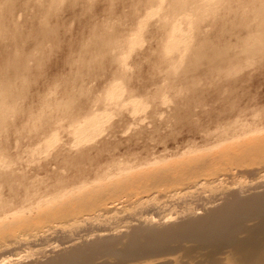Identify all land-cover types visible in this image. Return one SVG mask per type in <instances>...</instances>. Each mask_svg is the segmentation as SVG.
<instances>
[{
	"label": "bare ground",
	"instance_id": "6f19581e",
	"mask_svg": "<svg viewBox=\"0 0 264 264\" xmlns=\"http://www.w3.org/2000/svg\"><path fill=\"white\" fill-rule=\"evenodd\" d=\"M65 1L67 0H0V59L5 60L0 63V133L2 128L9 129L19 112L24 116L30 113V118L36 114L25 106L18 107L19 102L17 104L16 101L18 98L27 100L31 93V83L28 81V74L33 71L31 61L32 64L35 61L38 65L41 64L44 61L46 42L58 40L61 36V27L64 25L57 18L60 6ZM80 1L89 2H68L69 12L75 16V7ZM142 1H146L145 9L153 8L146 13L147 21L136 22L137 30L133 27L128 30H112L114 24L109 23V15L101 22L100 18V23H93L94 20L91 19L89 27L92 29L86 39L87 43L76 49L79 55L78 69L71 71L65 78V89H68L64 91V96L69 99L56 98L51 101L42 93L38 95L42 109L36 115V122L33 121L36 126L34 130L39 133L42 127L51 124L41 131L44 135L40 138L45 140L47 147L61 141L58 130L65 126L62 125L64 118L70 119L68 125L70 129L73 128L72 133L75 135L72 140L74 144H70L74 146L81 142L87 144L89 140L93 141L105 132V122L95 118L98 112L85 108L91 98L85 103L81 100L78 105L77 102L70 106L71 102L79 98V95L80 98L90 95L85 86V79L88 77L84 75H94L96 71L104 73L107 68L113 79L127 76V72L123 71L128 70L129 66L125 57V46L129 47L131 42L132 48L133 43H136V35L144 28L145 23L153 18L151 11L154 7H158L161 14L154 23L152 37L161 40L164 36L161 49L164 64L169 59V40L182 31L180 23H188L196 29L206 19H211L214 23L218 18H222L225 11L222 9L231 12V9H234L231 6L233 0H168V3L166 0H137L135 9ZM239 1L244 14L247 15L240 16V21L237 22L252 30L248 36L242 38V50L248 57H254L256 52L264 50V0H249L248 3ZM18 10L20 14L15 16ZM134 12L133 17L140 19L142 13L138 16V13ZM24 13H32V19L29 20L27 16L20 22L18 19L25 15ZM51 17H56L57 21L52 23ZM162 30L166 31V36L160 32ZM200 32L203 31L199 30ZM199 33L196 35L199 39L197 45L187 42L188 49L184 46L186 52L191 50V55L185 63L180 62V74L198 69L206 59L218 70H223V63L230 54H227L229 47L215 48L209 39L201 37ZM139 40L141 41V38ZM156 50L150 48L144 58L157 56ZM39 51L42 53L37 56ZM48 55L46 53V56ZM180 57L183 58L184 54L182 56L180 53ZM158 58L161 62V58ZM181 58L173 57L171 62L172 59L182 61ZM172 70L174 71L171 72ZM229 70L226 69L228 73ZM171 71L167 69L165 76L171 75L169 72L174 76L173 73L179 71L178 65L172 66ZM134 97L133 91L130 92L129 99ZM98 99H93V102ZM91 103L89 106H94V103ZM47 109L51 110L48 116ZM54 111L62 118L53 117ZM110 130L113 131L114 126ZM225 134L219 135L222 145V142L232 139ZM3 143L0 141V264H264L263 144L260 147L258 144L253 145L251 148L253 142H249L246 150H240L239 145L235 144V148H238L236 150L233 147L236 152L232 147L234 151H226L227 145L226 148L223 147L225 153L219 155L216 152L218 155L215 154L214 157L211 155L207 158L204 153L205 158L200 155H190L189 158L184 156L185 160L174 162L168 167L166 165L164 168L157 167L148 171L146 169L143 172L141 170L142 173L136 175H130L131 170L128 172L129 176L124 179L122 175L120 180L115 179L116 181L108 183L97 181L92 184V181L100 177L96 176L90 181L91 176H70L63 173L67 172L68 167L72 168L73 161L81 163L85 151H82V157L65 156L62 151L54 155V151L48 152L45 153V163L40 158L37 164L36 161H29L25 167L22 161L17 162L18 158L9 153ZM30 163L36 165L32 166ZM26 168L37 173L58 172L57 182L48 183V180L44 185H28L24 182L28 174L20 172ZM23 173L25 175L21 176ZM172 206H180L183 213H163ZM179 213L182 214L180 219Z\"/></svg>",
	"mask_w": 264,
	"mask_h": 264
},
{
	"label": "rangeland",
	"instance_id": "374dc122",
	"mask_svg": "<svg viewBox=\"0 0 264 264\" xmlns=\"http://www.w3.org/2000/svg\"><path fill=\"white\" fill-rule=\"evenodd\" d=\"M88 1L89 2L80 1L76 5V16L69 12V0L65 1L60 6L61 9L59 8V16L57 19H59L60 22L62 21L61 24L64 26L61 27V30L63 29L62 32L64 33L61 32V36L58 40H48L49 43L46 42L44 61L41 64L38 65L34 60V64H32L31 61L33 71L29 72V78L27 77L29 83H31V87L29 85L31 93H29L27 100L18 98L16 102L17 104L19 102L20 106L18 105V107L30 108V111L36 114L33 116L31 115V118L30 113L25 116L20 112L18 113L19 115L15 114L17 117H14L9 129L7 128L8 130H5L2 128L4 132L2 131V133H0L2 135L0 136V141L4 142L3 144L4 146L6 145V150L9 153H12V155L18 158L17 162L22 161L24 166L27 167L29 161L33 163L36 161L35 163L37 164L40 158L45 163L47 160V155L45 153L48 152L54 151L52 154L54 155L58 153V151H62L65 156L74 155L76 157H82V151H85V155L81 158L83 161H81V163L73 161V165H71L72 168L67 165L68 170L63 173H65L64 175L70 176L73 174L91 176L90 181L93 180L94 177L96 178V176H99L100 180L95 179L91 182L92 184L93 182L96 184L97 181H105V183H108L110 181H116L115 179L120 180L122 175L124 179L125 176H129L128 172L131 170L130 175H136L146 171V169L148 171V169L157 167L164 168L163 166L166 165L168 167V165L174 164V162L177 163L185 160L187 156L189 158L190 155H196V157L200 155V157L203 158H205V156L207 158L211 155L213 156L217 154L216 152L220 155L221 153H225L224 148H226L225 146L227 145L230 148L227 147L225 150L227 151L229 149V152L235 149L237 150L238 145L240 150H246L249 142L256 143H251V148L254 147L253 145L257 144L259 147L262 146V144L264 145V139H262L264 138V50L258 51V53L256 52L254 57H248V54L243 52L242 38L248 36L252 30L238 23L240 21L239 17L247 14H244L240 6V1L233 0V5H231L234 8L231 9L233 11L222 9L225 10L223 11L222 18H218L214 23L210 21L211 19H206L208 22L206 20L207 23L205 21L204 23L201 22L196 29L188 23H180L183 32H177V36L169 40L170 48H168L167 51L169 52L170 60L168 59L167 62L165 61V64L162 62L163 51L161 50L164 36L162 35L163 38H160L161 40L152 37L153 31L155 30L154 23L161 14L160 10H158L159 8L154 7V11H151L153 18L149 20L148 23H145L144 28L136 35L137 41H134L136 43H133L132 48H130L131 42L129 47H127V45L125 46L124 52L129 66L128 70L123 69V71L127 72V76H118L119 78L122 77L120 80L119 78L113 79L107 68L104 70V73H102V71H96L94 75L93 73L84 75V77H88L85 79V86L89 89L90 93H88V95H90L89 97H85L86 100H84V96L80 98L81 96L79 95V98L71 102L70 106H73V103L75 105L78 102L76 104L78 105L81 100L85 103V101L91 98L90 103H94L93 99L99 98L101 101L98 99L94 103V106L92 105L93 107L91 105L89 106L90 103H88L85 108L98 112L95 118L97 121L105 122L103 126V128L106 129L105 132L93 139V141L89 140L87 144L85 142L82 144L81 142L74 146L72 140L75 135L72 133L73 128L70 129L68 125L70 119L68 120V118L66 119L63 117L64 119L62 121H65L66 124L62 122V125L65 126L58 130L61 141L54 145H48L50 147H47L45 140L41 139L44 135L41 131L51 124L48 123L45 127H42L40 129L41 131L39 133L37 132L38 134L36 130H34V127L36 128L34 125L37 120L36 115L38 112H41L42 109L38 95L42 93L45 97L48 96L47 100L51 101L56 98L69 99L67 96H64V91L68 89H65L67 87L65 78L69 76L71 71L75 72L78 69L79 55H77L78 50L76 52V49L79 48L80 45L83 46V44L87 43L86 39H88L92 29L89 27L91 19L92 21L94 20L93 23H100L109 15V19L111 18L109 23L111 25L114 24V29L112 30H128L130 27H133V29L136 28L135 30H137L138 23L136 22L143 23L147 21L148 17L146 13L153 8L145 9L146 1H142V3H139L141 7L138 5L139 8L137 7L136 10L134 4L137 0ZM245 1L248 3L249 0H244V2ZM166 2L168 3V0H166ZM131 4L133 6H131ZM138 9H141V11ZM109 10L111 12H109ZM134 11L138 13V16L142 13L140 19L133 17L135 16V14H133L135 13ZM236 11L239 12V15L235 13ZM19 14L20 11L18 10L15 16ZM24 14L25 15L21 16L19 19L16 18L21 22L24 21L27 16L29 20L33 17L32 13L28 15L26 13ZM39 17H36V19ZM57 19L56 17H51L50 21L54 23ZM170 29L171 27L168 31H170ZM199 30L203 32L199 33ZM166 31L162 30L160 32L164 34ZM197 32L201 34V37L204 36L205 39H209L211 45L215 48L219 46L221 48L226 46V48L229 47L227 49V54H230L227 55L224 61L225 64L223 63L224 67L222 66V71L221 69L218 70L212 62L206 59L198 69L194 71L190 70V72H185V74L182 72V74H180V69L182 68L181 64L185 63L191 55V50H187V52L184 50L187 48L186 44L190 42L193 43V45H197L199 42L196 36ZM164 35L166 36V33ZM140 38L141 41L139 40ZM1 40L2 39H0V42ZM4 41H6V39ZM158 44L161 45L159 46ZM150 48L157 49L155 51L157 56L155 55L151 56L149 59H145L144 55ZM183 50L185 52H183ZM73 51L75 53H72ZM38 53L40 54L37 55ZM41 53L42 52L39 51L36 55L40 56ZM46 53L49 55L46 56ZM180 53L182 56L184 54L183 58L180 57ZM176 56L181 58L182 61H175L172 59L171 62V58H176ZM158 57L161 58V62ZM70 58H74V61L70 60ZM4 61V59H0V63H4ZM175 64L178 65L179 71L173 73V76L171 72L174 70L171 71V69ZM169 67L171 69H169ZM230 67L236 68L232 69ZM167 69L171 71L169 72L171 75H167L168 77L165 76ZM226 69H230L229 73L231 74H229ZM177 73L180 76L175 75ZM55 85H57L58 88ZM59 85L61 86L59 87ZM56 90L57 94H55ZM132 91L135 97L134 99H129L130 92ZM54 95H56V97ZM95 96L97 97L95 98ZM37 100L39 101L37 102ZM89 100L87 102H89ZM50 111L51 110L47 109V116L51 114ZM52 114H54L53 117L56 118H60L61 116H58L56 111H54V113L52 112ZM33 121L35 122L33 123ZM113 126L114 130L112 131L110 129ZM52 127L53 126H51V128ZM230 128L233 129L231 130ZM245 131H248V135L244 133ZM255 131L257 132L255 133ZM227 132L228 137L231 136L229 138L232 139H229V141L227 140V142H222V145L219 135L223 134L222 136H224ZM233 133L235 135H233ZM51 134H49V136ZM253 135L256 137L254 136V138ZM233 139L235 142L236 140L238 141L235 143ZM218 141L219 143H216ZM232 141L234 144H232ZM239 141L241 143H238ZM228 142L234 146L231 144L229 145ZM235 144L237 145L236 148ZM231 147L235 149L233 148V150ZM44 150H46V152H44ZM206 154H208V156ZM184 156L186 157L184 158ZM33 163H30V165H36ZM100 168L102 169L100 170ZM142 168L145 169L143 170ZM134 169H138V171ZM20 172H26V175L28 174L24 181L28 185H44L48 180V183L54 184L57 182L58 178V172L46 174V172L41 171V173H37L30 171L29 168L21 170ZM24 175L25 173L21 174V176ZM101 176L104 178L102 179ZM34 180L35 182H33ZM91 183H88V185H91ZM5 193L8 194L7 191H5ZM6 197H8V195H6ZM40 197L38 196V198ZM174 208L175 206L171 208L168 207L163 213H169V211L173 214H176L175 212H182L180 206ZM180 214L181 213H179L178 219L181 218L182 214Z\"/></svg>",
	"mask_w": 264,
	"mask_h": 264
}]
</instances>
